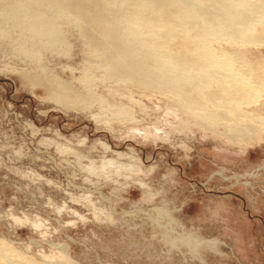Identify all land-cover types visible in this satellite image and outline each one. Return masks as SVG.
<instances>
[{
  "label": "rangeland",
  "instance_id": "obj_1",
  "mask_svg": "<svg viewBox=\"0 0 264 264\" xmlns=\"http://www.w3.org/2000/svg\"><path fill=\"white\" fill-rule=\"evenodd\" d=\"M242 1L251 29L205 41L254 89L241 137L111 76L73 19L51 42L0 17V264H264V0Z\"/></svg>",
  "mask_w": 264,
  "mask_h": 264
},
{
  "label": "bare ground",
  "instance_id": "obj_2",
  "mask_svg": "<svg viewBox=\"0 0 264 264\" xmlns=\"http://www.w3.org/2000/svg\"><path fill=\"white\" fill-rule=\"evenodd\" d=\"M26 1L5 4L0 0L1 19L51 42L58 39L53 26L57 19H73L95 49L107 53L111 76L162 86L202 123L212 127L225 124V132L231 136L253 131L250 124L239 123L236 118L245 113L240 106L254 99V89L232 70L225 56L205 43L212 36L240 38L251 29V23L240 16L246 9L242 0ZM35 6L40 10H31ZM138 25L154 26L153 41L141 38ZM177 36H183L176 41L177 51L157 54L163 41H173ZM211 82L220 92L208 91L202 97V85ZM60 97L67 99L70 93L64 91ZM204 100L211 108L204 106ZM197 108L199 111L194 112Z\"/></svg>",
  "mask_w": 264,
  "mask_h": 264
}]
</instances>
